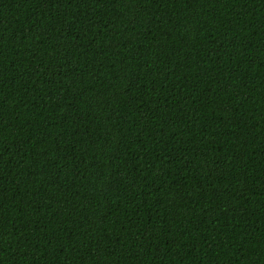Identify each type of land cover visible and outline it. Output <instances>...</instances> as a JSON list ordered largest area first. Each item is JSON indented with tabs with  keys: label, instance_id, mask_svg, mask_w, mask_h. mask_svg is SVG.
<instances>
[{
	"label": "trees",
	"instance_id": "16d2710c",
	"mask_svg": "<svg viewBox=\"0 0 264 264\" xmlns=\"http://www.w3.org/2000/svg\"><path fill=\"white\" fill-rule=\"evenodd\" d=\"M0 264H264V0H0Z\"/></svg>",
	"mask_w": 264,
	"mask_h": 264
}]
</instances>
